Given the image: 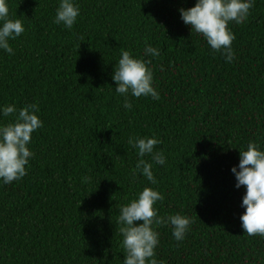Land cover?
I'll return each mask as SVG.
<instances>
[{"label": "trees", "instance_id": "obj_1", "mask_svg": "<svg viewBox=\"0 0 264 264\" xmlns=\"http://www.w3.org/2000/svg\"><path fill=\"white\" fill-rule=\"evenodd\" d=\"M60 2L6 0L25 31L9 40L14 54L0 49V126L35 103L43 127L27 175L0 179V264H123L118 216L145 187L164 196L159 216L193 221L182 241L170 223L154 225L157 260L264 264V236L241 227L246 189L231 171L250 141L264 151V0L229 23L231 63L182 21L178 10L196 0H73L71 29L54 23ZM147 45L160 55L146 56ZM122 50L151 60L159 100L115 91ZM8 105L17 113L5 117ZM130 137L162 141L163 165L143 157L156 184L133 177L141 157Z\"/></svg>", "mask_w": 264, "mask_h": 264}, {"label": "clouds", "instance_id": "obj_2", "mask_svg": "<svg viewBox=\"0 0 264 264\" xmlns=\"http://www.w3.org/2000/svg\"><path fill=\"white\" fill-rule=\"evenodd\" d=\"M253 7L254 0H196L193 7L180 8L178 11L184 24L190 26L191 32L202 35L212 50L222 52L226 61L231 63L235 59L232 42L236 37L230 30L229 23L243 24ZM79 15L80 9L73 0H61L56 9L54 23H62L71 29ZM0 21L3 22L0 25V49L14 54L9 40L19 37L25 28L22 20L9 18L6 0H0ZM144 53L152 57L160 55L159 50L151 45L145 47ZM150 65V59L134 58L130 51L122 50L112 76L117 85L115 91L125 97L130 92L137 98L151 96L154 100H159V93L152 86L153 69ZM123 106L131 109L132 104L125 99ZM2 112L8 117L17 113V109L14 105H8ZM37 112L39 108L35 103L25 105L18 110L13 122L0 126V179L5 184L19 181L27 175L26 165L34 157L28 145L31 143L33 132L43 127ZM128 143L138 150L137 154L141 157L132 169L133 177L139 171L148 181L156 184L153 165L143 157L151 155L156 164L163 165L166 160L163 151H154L156 145L162 141L155 137H130ZM238 168L239 171L237 167H233L231 171L235 175V187L244 186L246 189L241 205L245 208V212L240 216L241 227L249 236H264V151L259 149L256 142L250 141L246 150L239 151ZM84 179L90 180L89 177ZM163 200L164 196L159 191L145 187L138 194V198L121 207L118 223L124 237L123 264H164L163 260L156 259L155 249L159 244V232L154 229V225L170 223L173 237L177 241L185 238L192 219L181 214L167 218L159 216L155 204ZM136 221L142 223L137 225L134 223Z\"/></svg>", "mask_w": 264, "mask_h": 264}]
</instances>
